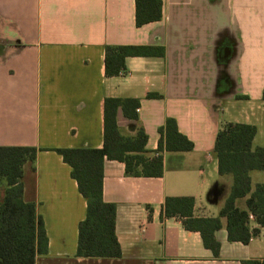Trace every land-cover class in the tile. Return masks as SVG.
Returning <instances> with one entry per match:
<instances>
[{
	"label": "crops",
	"instance_id": "1",
	"mask_svg": "<svg viewBox=\"0 0 264 264\" xmlns=\"http://www.w3.org/2000/svg\"><path fill=\"white\" fill-rule=\"evenodd\" d=\"M135 0H0V146L36 147L23 165V199L36 204L49 240L37 264H246L264 261V228L249 244L215 236L219 257L199 232L165 217L167 198H193L196 218L219 216L234 183L215 154L226 123L264 128V0H162L161 19L138 26ZM107 46L163 49L128 57L126 72L105 75ZM106 98L140 101L138 120L117 112L121 136L147 135L145 157H162L159 177L130 176L104 162L103 199L116 205L119 258L77 257L86 199L54 149H102ZM168 119L191 151L158 152ZM257 134L253 140H256ZM164 137V136H163ZM260 147V146H258ZM252 191L264 183L252 171ZM245 198L236 207L247 209Z\"/></svg>",
	"mask_w": 264,
	"mask_h": 264
},
{
	"label": "trees",
	"instance_id": "2",
	"mask_svg": "<svg viewBox=\"0 0 264 264\" xmlns=\"http://www.w3.org/2000/svg\"><path fill=\"white\" fill-rule=\"evenodd\" d=\"M136 23L143 26L161 19L162 0H135ZM163 49L145 46H107L105 75L118 77L125 73L128 57H161ZM264 100V92H263ZM140 101L132 98H106L104 103V146L102 149H54L71 167V176L86 199L87 212L79 224L77 257L119 258L121 247L116 236V205L103 199L104 162L116 160L126 166L130 176L159 177L163 172L162 157L151 160L147 153V135L140 128L133 138L121 136L116 118L119 109L130 120H138ZM158 152L191 151L193 143L178 131L173 119L159 129ZM257 134L254 125L226 123L219 130L215 143L220 175L234 178L231 194L219 216L196 218L193 198H167L165 217L183 219L185 228L199 232L205 248L219 257L221 245L215 234L221 229L220 218L228 221V239L249 244L259 234L250 228V217L264 228V183L252 191V171L264 172V145L253 148ZM164 136V137H163ZM40 150L36 147L0 146V264H37V258L48 253L49 240L35 203L23 199V165L34 162ZM250 194L248 210L236 207V200ZM246 264H264L250 260Z\"/></svg>",
	"mask_w": 264,
	"mask_h": 264
},
{
	"label": "rangeland",
	"instance_id": "3",
	"mask_svg": "<svg viewBox=\"0 0 264 264\" xmlns=\"http://www.w3.org/2000/svg\"><path fill=\"white\" fill-rule=\"evenodd\" d=\"M263 145H264V128L261 126L259 127V132L254 142V147L263 146Z\"/></svg>",
	"mask_w": 264,
	"mask_h": 264
}]
</instances>
